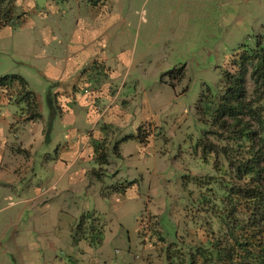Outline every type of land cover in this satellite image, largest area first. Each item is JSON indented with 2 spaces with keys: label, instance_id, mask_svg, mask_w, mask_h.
Masks as SVG:
<instances>
[{
  "label": "rangeland",
  "instance_id": "obj_1",
  "mask_svg": "<svg viewBox=\"0 0 264 264\" xmlns=\"http://www.w3.org/2000/svg\"><path fill=\"white\" fill-rule=\"evenodd\" d=\"M16 12L20 24L0 29V76H22L44 120L51 103L57 120L44 141L24 103L0 105L15 118L0 137V264H168L174 241L185 251L206 241L222 207L210 176L227 166L192 150L202 134L217 138L198 107L224 93L235 50L264 46V0H19ZM79 65L88 74L73 89L97 94L87 79L99 80L101 97L117 98L99 107L100 136L86 149L76 131L90 108L72 101L63 112L78 78L57 73ZM82 215L98 230L106 222L94 263L80 249L77 263L69 257ZM89 228L84 220L77 236Z\"/></svg>",
  "mask_w": 264,
  "mask_h": 264
},
{
  "label": "trees",
  "instance_id": "obj_2",
  "mask_svg": "<svg viewBox=\"0 0 264 264\" xmlns=\"http://www.w3.org/2000/svg\"><path fill=\"white\" fill-rule=\"evenodd\" d=\"M18 1L0 0V28L16 26L23 20L25 12H16ZM237 52L238 57L232 58L234 70L223 72L224 93L217 100L206 98L205 105L198 107L205 116L204 120L216 129V142L202 134L192 149L194 153L198 151L200 157L214 154L226 162V169H218L216 171L220 174L210 176L220 191L222 207L213 212L218 226L209 232L206 241L192 243L187 251L181 246L182 240L174 241L173 246L166 250L168 264H264V46L258 39L257 45L246 49L240 47L234 53ZM249 65L254 88L251 98L246 99L245 79ZM3 91L7 92L9 100L24 103V107L30 109L31 115L26 119L41 117L38 100L27 89L22 76L1 75L0 93ZM53 115L49 108L46 139ZM94 150L98 153L97 148ZM134 182L129 181L126 185ZM84 220L89 221L94 234L88 240L99 242L100 237L96 234L100 231L88 215L81 217L73 240L82 238L77 235ZM82 235L87 237L84 233Z\"/></svg>",
  "mask_w": 264,
  "mask_h": 264
},
{
  "label": "crops",
  "instance_id": "obj_3",
  "mask_svg": "<svg viewBox=\"0 0 264 264\" xmlns=\"http://www.w3.org/2000/svg\"><path fill=\"white\" fill-rule=\"evenodd\" d=\"M102 3H103V0H100L98 2V4H102ZM6 27H8V26H6ZM2 28H4V27H2ZM2 28H0V29H2ZM84 66L85 65L77 66L76 70L73 69L72 70L73 72H71L69 74H65L63 69H61V71H58L57 73H58V75L60 77L66 76L68 78L72 77L74 75H77L76 78H78L80 76H86V74H88V73L84 69ZM82 69H83V71H81ZM88 71L91 72V70H89V69H88ZM78 80H79V78L75 79L74 80L75 82L73 81V83H71V89L74 90V91L70 90V92L66 93L64 98L61 99L60 104L63 105V112L64 113H67L68 111H71V112L73 111V108L69 105V103H71L72 101H73L72 102L73 103L72 104L73 107L81 108V110L85 109V106H88L90 108V110H89V116L90 117H87L86 121L88 123H91V124L90 125H83L82 124L80 132L76 131L77 134H81V138H82L81 147H83V149H86L83 146L85 141H86V138L87 139H89L91 137L92 138H98V136H100V132L95 129L96 124L99 123V118L100 117L102 118V112H101L99 107L106 106V104H107L106 107H110V105H112L113 103L116 102L117 98H116L115 94L113 95V97H111V95L108 93V91H107V95L104 94V96L101 97L102 93L100 94V92H101L102 89L109 90L108 89L109 85L107 84L108 82L107 83L106 82L102 83V82H99V80H98L97 81V87H95V86H92L91 83L89 82L90 79H87L88 87H93L94 89H96L98 91L97 94H95V92H92L93 96L92 95L89 96V95H86L83 92H79L80 86H76V88L73 89L74 85L78 82ZM0 97H2V98H0V105H4L5 101H7L8 103H11V102L15 103L13 100H9L8 99L9 95L5 91L0 93ZM20 105H23V104H20ZM49 108H51L53 110L54 115H53V121H52L51 129H50L49 135L47 136V139H46V136H45L47 119L44 120L42 114H41V117L38 118V120H28L27 119L31 123H37V124L41 123V127H39V130H41V133H42V136L44 138V141H49L50 134H51L52 129H53V123L57 120V118H56L57 117V113H55L54 106L52 105V103L50 104ZM0 119L2 120V122L4 124V125L3 124L0 125V135H1L0 137L5 140L8 136H10L9 132L10 131L12 132V130H11V127H12V124H13L12 122L14 121L15 118L11 115V117L9 119L8 112L7 111L5 112V110L0 108ZM19 119H23V118L22 117H20V118L18 117L16 119V121H18ZM89 128L90 129L92 128V130H90ZM94 129H95V131H94ZM37 130H38V127H35V131H37ZM81 131L83 133H81ZM5 134H7V135L5 136ZM3 136H5V137H3ZM127 182H129V181H127ZM132 185H135V184L133 183ZM91 219H94V222H95L97 220V217L96 218L93 217ZM96 223H93V224H96ZM100 223H101V224H99L100 227H101V229L99 230L100 233L96 234V236L100 237L99 242L89 241L88 239H89V236L92 235V231H91L90 228H89V231H85L84 230L86 232V233H84L85 236H87L86 238H84V237L77 238L78 240H75V241L73 240L72 241V242H74L76 244V247L73 249V251H70L71 252V254L69 255L70 260L76 261V263L79 261V259L76 256V254L78 253L76 250L80 249V251L86 252V254L90 257L91 260H89L88 263H90V262L94 263L95 261H97L98 255L101 253L100 251H101V247H102V244H103V236H104V234L106 232V229H105L106 222L104 221V222H100ZM93 236H94V234H93ZM75 258H77V259H75Z\"/></svg>",
  "mask_w": 264,
  "mask_h": 264
}]
</instances>
